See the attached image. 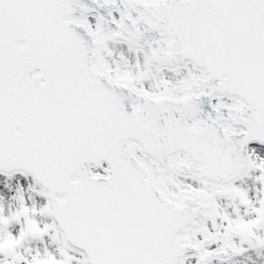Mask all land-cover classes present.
<instances>
[{"label": "snow or ice", "instance_id": "6c2138e0", "mask_svg": "<svg viewBox=\"0 0 264 264\" xmlns=\"http://www.w3.org/2000/svg\"><path fill=\"white\" fill-rule=\"evenodd\" d=\"M93 3L111 19L93 23L86 0H0V173L46 198L21 187L15 211L0 206V256L186 264L194 249L212 264L264 249V199L237 184H264V0ZM45 237L56 251H21Z\"/></svg>", "mask_w": 264, "mask_h": 264}, {"label": "rangeland", "instance_id": "374dc122", "mask_svg": "<svg viewBox=\"0 0 264 264\" xmlns=\"http://www.w3.org/2000/svg\"><path fill=\"white\" fill-rule=\"evenodd\" d=\"M114 50L117 53L116 58H119V52L123 51L126 56L129 57L133 62L135 61V52H129L128 48L122 44V43H113L111 45ZM169 77H172L173 73H167ZM259 150V149H258ZM261 154L264 155V151H261ZM258 172H254L251 174L250 177L245 178L240 183H238L241 187L249 191V194L253 198H262L264 195V184H261L258 182L255 177L258 175ZM185 179V178H181ZM187 182L196 184V182L187 179ZM23 188V195L25 200L31 205L35 204L37 208H39L42 203H45V199L43 197H40L38 195L37 191H33L32 188L37 187L33 180L29 176H23L20 174H15L12 176H6L0 174V206H3L5 213H10L15 211V209L19 205V201L14 199V197L17 195V190L20 188ZM259 189V191H258ZM223 207L228 206V200H222L221 201ZM245 211L247 214L248 211L244 209L242 206L240 207V212ZM40 219L41 223H50L51 219L50 217H38ZM20 228L19 224H13L8 226V230L13 231L14 234L18 232ZM27 248H31L33 252L36 249H40L43 251L45 248L56 251L57 250V244L52 241L50 237H45L43 239H32L30 241H27L25 243L24 249H21V251H24L25 255H29V253L26 251ZM73 255L79 256V254L73 252ZM0 260L6 261V264H11V259L9 257H2L0 256ZM188 264H195L194 259H190L188 261ZM212 264H218L217 262H212Z\"/></svg>", "mask_w": 264, "mask_h": 264}, {"label": "flooded vegetation", "instance_id": "af4514ba", "mask_svg": "<svg viewBox=\"0 0 264 264\" xmlns=\"http://www.w3.org/2000/svg\"><path fill=\"white\" fill-rule=\"evenodd\" d=\"M238 206V201H229V204L225 209H227L229 212H234L236 207ZM241 215H246L245 211L240 212ZM216 247V245H215ZM246 248H248L247 245H245ZM218 264H264V249L257 250L248 248V250L240 254L238 256H235L227 261H218Z\"/></svg>", "mask_w": 264, "mask_h": 264}, {"label": "water", "instance_id": "95a60500", "mask_svg": "<svg viewBox=\"0 0 264 264\" xmlns=\"http://www.w3.org/2000/svg\"><path fill=\"white\" fill-rule=\"evenodd\" d=\"M86 2L92 7V12H90L89 13V16H97V15H104L106 18H108V19H111V17H109L108 16V9L107 8H100L98 5H96V4H94L93 3V0H86ZM118 2H119V0H118ZM121 8H123V4L121 3ZM113 11V15H115V11H116V18L117 19H119V17H120V12L119 11H117V10H115V9H113L112 10ZM75 15H80V12H79V10L75 13ZM111 27L112 28H115L116 27V25L115 24H113V25H111ZM79 31H82L83 32V29H78ZM151 35L152 34H150V38H151ZM155 36H156V38H159L158 37V34H154ZM204 100H205V102H204V108H205V113H204V115H206V113L208 112V111H212V109H211V104L210 103H208V100H207V98H204ZM214 102V101H213ZM252 144H259V142H257V141H254V142H252ZM251 144V145H252ZM250 147V146H249ZM104 166L105 167H107V161H105L104 162ZM95 170H100V171H102V169H95ZM245 176V175H244ZM243 177V176H242ZM33 179H34V177H32ZM34 181H35V179H34ZM45 199V198H44ZM45 202H46V199H45ZM73 248H75V249H77V251H79V252H81V253H86V250L85 249H82V248H80L79 246H77V245H73ZM194 253H195V250L194 249H189L188 250V252L186 253V255L187 256H194ZM226 257H228V256H224V257H222V258H226Z\"/></svg>", "mask_w": 264, "mask_h": 264}]
</instances>
